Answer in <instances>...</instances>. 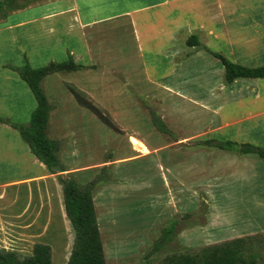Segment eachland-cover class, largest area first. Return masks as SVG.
<instances>
[{"label":"rangeland","instance_id":"374dc122","mask_svg":"<svg viewBox=\"0 0 264 264\" xmlns=\"http://www.w3.org/2000/svg\"><path fill=\"white\" fill-rule=\"evenodd\" d=\"M66 1L73 0H19L12 3V8L0 10V38L8 36L7 31L13 27L17 38L26 39L32 34L28 26L16 27L26 19L24 11L32 10L37 14L45 4ZM101 14L104 15L105 10ZM205 18L209 21L206 24L209 27L205 30L181 25L176 32L171 45L173 49L170 50H174L173 56L180 64L176 76L169 80L172 82L170 88L174 91L162 87L161 83L149 82L152 76L155 77V70L157 75L166 72L165 62L158 61L154 65V60L152 63L148 58L149 51L141 53L130 19L120 18L84 30L93 50L92 62L86 65L89 67L84 72H63L44 79L42 87L52 107L54 96L57 101L61 98L63 103L55 104L64 108H58L54 118L63 116L68 129H73L74 123L76 127L78 124L81 126L82 132H77L72 140L67 139L62 153L67 155V147L71 145L75 157L66 158V164L86 170L75 175L78 182L86 184L94 179L99 180L94 194L107 264H163L170 256L186 254L202 257L213 246L238 238L246 242L248 264H264V159L254 154L244 159L234 150L224 152L208 145V137L204 136L209 126L217 128L216 117L212 115L218 95L207 94L202 83H213L208 73L217 75L224 71L220 61L204 47L226 56L224 50H219L216 18L213 19L212 13ZM181 20L180 23L185 24L189 19ZM36 22L39 26L41 19ZM226 23L231 24L228 20ZM75 29L82 31L81 26ZM155 29H144L142 39L145 41L149 36L148 42L145 41L147 46H152ZM39 31L36 29L34 32L40 34ZM234 33L230 28L225 29L224 36L232 41ZM193 34L199 37L201 46L187 45L188 37ZM37 47H27L28 53L23 54L25 62L20 60L18 54L2 49L0 59L7 62L4 65L20 67L26 63L25 56L28 61L32 56L33 63L44 62L36 66L31 63L32 67L45 66L51 61L41 59L49 54ZM160 47H157L156 53ZM229 47L233 52L234 47L242 46ZM259 62L251 60L246 63ZM146 65L148 69H145ZM153 66H156L154 70ZM90 74L96 78V83H92L93 90L90 89V94L82 91L109 113L114 128L77 101L64 104L63 100L72 94L70 87L74 85L70 83L74 81L83 86L91 81L88 78ZM33 101L35 109L37 103L34 95ZM29 107L27 101L20 116L24 117ZM151 112L162 118L171 134L162 133L156 128ZM30 115L26 120H30ZM29 120L12 121L28 124ZM256 135L251 136L252 140H264V135L260 138ZM133 137L138 138L140 143L135 145ZM215 140L232 141L228 138ZM245 143L264 147L254 142ZM218 160L224 162L216 168L209 167ZM191 176L193 187H190ZM36 195L37 192L27 213L18 216L15 222H12L13 215L8 216V212L2 211L0 248L16 251L22 256L33 253L36 242L22 229L37 228L41 211L42 219L49 216L45 212L48 207ZM54 217L56 234L37 236L36 239L54 242L57 245L55 264H68V261L64 263V257L66 253L70 257L74 231L71 227L63 228L56 209ZM173 219L179 223L172 240L152 253L162 229ZM49 231L47 233L52 232ZM48 235L55 239H49ZM53 254L52 249V257Z\"/></svg>","mask_w":264,"mask_h":264},{"label":"crops","instance_id":"0c3cea01","mask_svg":"<svg viewBox=\"0 0 264 264\" xmlns=\"http://www.w3.org/2000/svg\"><path fill=\"white\" fill-rule=\"evenodd\" d=\"M97 1L51 2L43 5L37 14L32 10H26L23 12L26 19L19 22L16 27L25 26L26 24L32 34L26 39L17 38L18 34L15 33L16 30L12 27V29L7 31L9 33L8 36L0 38V49L10 50L13 54H18L21 57L20 60L23 61L24 52L28 53L27 47L38 46L37 48L40 47L44 52H48L49 56L41 59L47 62L49 60L66 61L70 51L77 63L89 65L93 59V50L84 30L99 24H107L119 18L121 20L130 19L141 53L149 51L148 54L150 55H148V58L152 63L154 60V65L158 61H163L167 68L166 72L160 75H157L158 73L155 70V77L152 76V80L149 82L161 83L163 84L161 85L162 87L174 91V89L170 88L169 84H172V82L169 80L176 76L177 67L180 64L177 57L173 56L174 50H170L173 49L171 45L175 40L176 32L184 25L205 30L209 27L208 25L206 26L209 21L205 17L212 13L213 19L216 18L217 21L219 50H224L226 57L235 63L249 67L264 65V0H105L103 3ZM103 10H105L104 15L101 14ZM186 18L189 19L187 23L181 24V19ZM38 19H41L39 26L36 24ZM220 19H222L221 22ZM227 20L231 24L228 25L226 23ZM77 26L82 27L81 32L76 31L75 28ZM149 27L156 28L153 31L152 46L150 44L147 46L145 42H148L149 36L146 37L145 41L142 39L145 32L144 29ZM229 28L231 32H235L232 41L228 39L229 37L224 36L225 29ZM36 29L40 30V34H35L34 31ZM241 33H245V35H241ZM237 44L242 47H234V51L230 52L229 45L236 46ZM153 46H161L158 49V53L155 52L157 47L151 48ZM237 55H240V57H237ZM33 60V57L29 56V63H32L33 66L44 63H33ZM251 60H260V62L256 64L246 63ZM4 64H7V62L4 59H0V117L16 120L17 122H27L29 119H26L34 111L33 93L25 82L20 81L17 73L9 68H4ZM155 67L153 66V70ZM145 69H148L147 65ZM74 72H84V70ZM61 73L63 72L52 75ZM54 77L60 78V76ZM88 78L92 82L90 81L83 86L74 81L70 84L90 94L93 90L92 83H96V78L92 74ZM208 78L213 83H202L204 84L202 88L206 89L209 95L216 93L218 98L216 105L213 106L214 115H212L213 118L216 117L215 124L217 128L214 129V127L209 126L208 132L204 133V136L208 137L207 140L228 138L236 142H254L255 144L264 145L263 139L256 138L252 140L253 138L251 137L255 133L259 138L264 135V78H240L232 83H227L225 69L221 71V74L217 75L208 73ZM90 89L92 90L90 91ZM60 100L61 98L57 101L55 96L51 100L54 106L50 113L47 135L51 139L61 142L58 154L61 161L64 162L65 172L50 173L45 165L31 153L27 144L21 140L18 131L0 123V223L2 221V211L8 212V216H14L12 222H15L14 219L16 220L18 216L27 213L33 203V195L37 192L36 196H40L43 201L42 204L48 207L45 212L49 216L42 219L41 211L37 220V228L36 226L25 227L26 229L22 227L23 231L20 230L25 234H30L29 236L33 237L36 243L42 242L52 245L54 253L52 264H55L57 245L50 240L36 239V237H47L46 234L51 233L56 234V230H54L55 224H53L55 209L59 213V222L63 224V228L65 227V230L68 227L72 228L64 210L63 188L58 178L66 175L76 178L75 175L77 173L86 171L77 166L66 164V158L75 157L71 145L67 147L66 151H69L67 155L62 153L67 139L72 140L77 132H82V129L77 122L79 127H76L74 123L73 129H68L63 116L54 118L55 111L58 108H64L55 106V104H63ZM27 101H29L30 107L25 116L22 117L20 116L21 109ZM63 101L64 104H69L75 102L76 99L71 94ZM203 106L209 108L208 106ZM132 140L135 145L140 143V140L136 137H133ZM223 151L233 152L231 150ZM239 154H242L244 159H248L249 155H251V153L241 152ZM222 163L220 160L213 161V165L209 167L216 168ZM240 165L243 166L244 164ZM191 172H193L192 168ZM192 183L191 176L190 187H193ZM93 198L96 207V195L94 193ZM52 202L56 204L53 203L52 205ZM1 229L2 224L0 225ZM48 231L50 233H47ZM48 237L49 239H55L52 235H48ZM68 259L69 257L66 253L64 263Z\"/></svg>","mask_w":264,"mask_h":264},{"label":"trees","instance_id":"16d2710c","mask_svg":"<svg viewBox=\"0 0 264 264\" xmlns=\"http://www.w3.org/2000/svg\"><path fill=\"white\" fill-rule=\"evenodd\" d=\"M16 1L19 0H0V10L12 8V3ZM187 45L191 47L201 46L199 37L195 34L189 36ZM204 49L223 65L227 83H232L240 78H264V65L257 67L245 66L233 62L223 53L213 51L207 46ZM25 59L26 63L23 66L4 65V67L16 71L20 78L27 83L37 101V106L32 112L28 124L13 122L4 117H0V123L17 130L31 153L45 165L50 173L65 172V165L58 154L61 142L51 139L47 135L48 122L53 107L43 90L42 82L49 75L59 72L82 71L89 66L77 63L70 51L66 61H51L41 67H32L27 56H25ZM70 92L79 105L92 111L104 123L113 128L115 127L109 113L91 100L81 89L71 86ZM151 116L153 124L159 131L171 134L169 127L158 114L151 112ZM206 143L223 150L255 154L264 159V147L262 146L233 141L219 142L214 139L208 140ZM58 181L63 188L64 210L74 231V241L68 264H107L93 198L94 189L99 180L94 179L82 184L73 176L66 175L59 176ZM178 223L177 220L173 219L162 229V235L155 242L151 250L152 253L157 252L172 240ZM245 243V240L238 238L213 246L202 257L188 254L170 256L164 260L163 264H248L249 258L245 251ZM0 264H52V247L47 243H35L33 253L28 256H22L16 251L0 248Z\"/></svg>","mask_w":264,"mask_h":264}]
</instances>
